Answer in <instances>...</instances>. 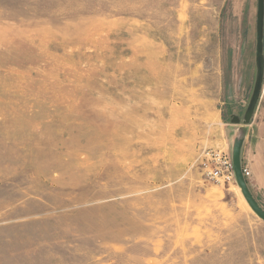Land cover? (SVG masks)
Masks as SVG:
<instances>
[{"label":"rangeland","instance_id":"1","mask_svg":"<svg viewBox=\"0 0 264 264\" xmlns=\"http://www.w3.org/2000/svg\"><path fill=\"white\" fill-rule=\"evenodd\" d=\"M257 13L0 0V264H264V221L224 165Z\"/></svg>","mask_w":264,"mask_h":264},{"label":"water","instance_id":"2","mask_svg":"<svg viewBox=\"0 0 264 264\" xmlns=\"http://www.w3.org/2000/svg\"><path fill=\"white\" fill-rule=\"evenodd\" d=\"M257 77L254 91L249 106L244 116V123L250 124L260 99L263 83H264V0H258L257 13ZM242 141L237 140L233 148V166L237 183L248 205L254 213L264 221V210L253 197L246 178L244 177L243 167L241 163Z\"/></svg>","mask_w":264,"mask_h":264},{"label":"crops","instance_id":"3","mask_svg":"<svg viewBox=\"0 0 264 264\" xmlns=\"http://www.w3.org/2000/svg\"><path fill=\"white\" fill-rule=\"evenodd\" d=\"M240 128L245 135L241 150L242 167L250 170L249 184L264 198V83L251 123Z\"/></svg>","mask_w":264,"mask_h":264},{"label":"built area","instance_id":"4","mask_svg":"<svg viewBox=\"0 0 264 264\" xmlns=\"http://www.w3.org/2000/svg\"><path fill=\"white\" fill-rule=\"evenodd\" d=\"M224 165H225V167H226V170L227 171H231V173L233 174V175H235V172H234V166H233V161L231 160V161H228V160H224ZM243 173H244V177L247 179V178H249V176H250V171L247 169V168H244L243 169ZM236 177V176H235Z\"/></svg>","mask_w":264,"mask_h":264},{"label":"bare ground","instance_id":"5","mask_svg":"<svg viewBox=\"0 0 264 264\" xmlns=\"http://www.w3.org/2000/svg\"><path fill=\"white\" fill-rule=\"evenodd\" d=\"M238 126V125H237ZM121 137V136H120Z\"/></svg>","mask_w":264,"mask_h":264}]
</instances>
